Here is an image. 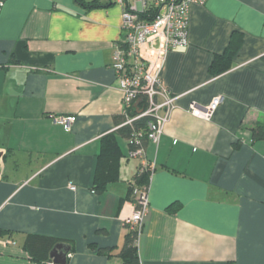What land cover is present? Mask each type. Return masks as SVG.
Segmentation results:
<instances>
[{
  "label": "crops",
  "instance_id": "crops-1",
  "mask_svg": "<svg viewBox=\"0 0 264 264\" xmlns=\"http://www.w3.org/2000/svg\"><path fill=\"white\" fill-rule=\"evenodd\" d=\"M96 2L97 6L88 5ZM122 8L110 0H5L0 10V264H38L28 235L71 246L67 264H124L120 220L141 164L118 134L123 94L111 67ZM231 68L213 74L232 33ZM190 44L169 51L164 85L178 96L158 144L141 264H264V0L190 8ZM221 96L211 119L193 115ZM58 116H75L70 129ZM116 134L119 177L95 189L102 138ZM75 186V189H71ZM96 190V191H94Z\"/></svg>",
  "mask_w": 264,
  "mask_h": 264
},
{
  "label": "built area",
  "instance_id": "built-area-1",
  "mask_svg": "<svg viewBox=\"0 0 264 264\" xmlns=\"http://www.w3.org/2000/svg\"><path fill=\"white\" fill-rule=\"evenodd\" d=\"M207 0H110L122 8L121 37L114 44L113 68L119 90L123 94L125 122L132 125L136 120L150 117L146 131L135 130L129 141L130 157L140 158L138 173L154 171L155 165L145 155L143 139L158 144L176 107L178 96L167 88L162 80L170 50L190 44V8L194 3ZM5 0H0V10ZM140 100L137 106L135 103ZM221 96L214 98L207 107L192 103L189 111L200 118L211 119ZM134 108L135 113L132 114ZM131 112V113H130ZM75 116H58L55 121L68 129ZM150 183L141 184L136 178L131 194L134 203L123 208L119 218L129 231L137 233V244L150 207ZM75 189V186H71ZM70 255V254H69Z\"/></svg>",
  "mask_w": 264,
  "mask_h": 264
},
{
  "label": "trees",
  "instance_id": "trees-1",
  "mask_svg": "<svg viewBox=\"0 0 264 264\" xmlns=\"http://www.w3.org/2000/svg\"><path fill=\"white\" fill-rule=\"evenodd\" d=\"M91 6H97L98 3H88ZM243 41L242 33L235 31L232 33L228 46L222 55L217 56L211 65V71L217 75L225 72L231 68V60L238 52ZM132 114L135 113L134 108ZM131 113V112H130ZM126 117L121 116L117 118L119 124L125 122ZM150 117H144L136 120L132 125H124L118 128L119 135L130 139L135 130H145ZM254 140H264V123H256L251 128ZM148 139H143V145L147 143ZM102 152L99 157L97 173L95 176V189L103 191L110 181H114L119 177L120 155L121 149L117 140L116 134H108L102 138ZM131 144V143H130ZM150 170L142 174L136 173L135 178L141 184L150 183ZM96 191V190H94ZM3 231H0V235ZM60 243L58 240L51 236L32 234L28 235L24 241L23 247L29 253L30 257L38 264H54L50 261V252L53 247ZM124 264H141L138 254L137 233L130 231L127 235L124 247L120 253Z\"/></svg>",
  "mask_w": 264,
  "mask_h": 264
},
{
  "label": "water",
  "instance_id": "water-1",
  "mask_svg": "<svg viewBox=\"0 0 264 264\" xmlns=\"http://www.w3.org/2000/svg\"><path fill=\"white\" fill-rule=\"evenodd\" d=\"M139 102L140 100H138L135 103V106H137ZM2 155L3 153L0 152V160ZM0 167H1V161H0ZM70 251H71L70 245L64 242L57 243L50 252V261L53 262L54 264H67L68 255Z\"/></svg>",
  "mask_w": 264,
  "mask_h": 264
}]
</instances>
